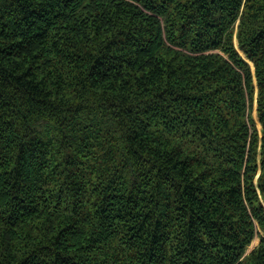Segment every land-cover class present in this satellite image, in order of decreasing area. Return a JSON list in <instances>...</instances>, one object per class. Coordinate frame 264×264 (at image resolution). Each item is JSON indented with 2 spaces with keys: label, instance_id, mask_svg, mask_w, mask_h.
<instances>
[{
  "label": "trees",
  "instance_id": "1",
  "mask_svg": "<svg viewBox=\"0 0 264 264\" xmlns=\"http://www.w3.org/2000/svg\"><path fill=\"white\" fill-rule=\"evenodd\" d=\"M0 264H264V0H0Z\"/></svg>",
  "mask_w": 264,
  "mask_h": 264
},
{
  "label": "rangeland",
  "instance_id": "2",
  "mask_svg": "<svg viewBox=\"0 0 264 264\" xmlns=\"http://www.w3.org/2000/svg\"><path fill=\"white\" fill-rule=\"evenodd\" d=\"M236 43H237V40H236ZM252 65L254 66L253 63H252ZM257 96L258 95H256L255 102H254V106H253V116H254V118L256 120L257 126L261 130L262 129V124H261V122L259 120V117H258V114H257V105H258ZM259 242H260V236L257 235L255 237V239L253 240V242L248 246V248L246 250V253H250L255 247H257V245L259 244Z\"/></svg>",
  "mask_w": 264,
  "mask_h": 264
}]
</instances>
